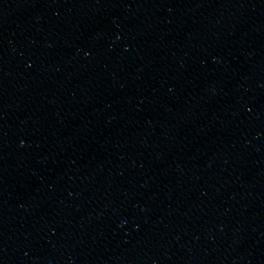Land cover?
<instances>
[{"label":"water","instance_id":"water-1","mask_svg":"<svg viewBox=\"0 0 264 264\" xmlns=\"http://www.w3.org/2000/svg\"><path fill=\"white\" fill-rule=\"evenodd\" d=\"M0 264H264V0H0Z\"/></svg>","mask_w":264,"mask_h":264}]
</instances>
